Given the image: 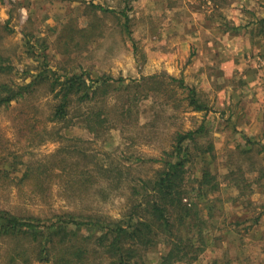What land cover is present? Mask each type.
<instances>
[{
  "label": "rangeland",
  "instance_id": "374dc122",
  "mask_svg": "<svg viewBox=\"0 0 264 264\" xmlns=\"http://www.w3.org/2000/svg\"><path fill=\"white\" fill-rule=\"evenodd\" d=\"M0 56V84L46 79L0 108V210L43 222L68 212L121 219L131 184L163 167L178 133L204 125L200 141L213 152L186 179L185 202L207 223L206 250L192 264H264V0H0ZM80 73L125 82L71 106L69 127L52 122L50 83ZM174 78L206 109L194 110ZM101 112L120 121L92 134L75 117ZM73 163L84 172L127 166L130 179L97 177L74 192L60 172ZM205 170L216 190L200 186ZM166 250L149 249L145 264H160Z\"/></svg>",
  "mask_w": 264,
  "mask_h": 264
},
{
  "label": "trees",
  "instance_id": "16d2710c",
  "mask_svg": "<svg viewBox=\"0 0 264 264\" xmlns=\"http://www.w3.org/2000/svg\"><path fill=\"white\" fill-rule=\"evenodd\" d=\"M93 8L106 14L115 13L102 6L94 5ZM3 65L0 56V71L4 72ZM53 79L50 90L55 93L58 103L51 121L64 127L72 124L73 118L69 116L71 106L90 105L105 98L114 83L125 82L107 76L92 78L87 73ZM45 80L39 77L27 85L18 86L0 84V108L32 93L36 85ZM174 81L188 91L189 105L194 110L206 109L195 88L188 87L183 80L174 78ZM136 86H140V82ZM102 113L75 117L82 119L88 131L97 134L120 121ZM206 133L202 125L197 130L177 134L171 153L161 160L163 167L152 177L140 179L136 185L131 184L127 198L131 204L127 203V211L121 219L68 212L43 222L40 218L17 216L0 210V243L6 246L0 264H94L95 259L107 264H145V252L158 244L167 249L160 264L194 263L206 250L203 234L207 223L194 210L193 203L185 202L190 194L186 179L189 165L199 156L213 152L211 142L203 144L200 141ZM60 172L61 177L67 174L69 188L79 193L93 188L97 177H104L110 182L118 181L114 185H119L125 177L130 179L131 168L100 167V170L94 171L97 176L90 170L84 172L77 163H73L70 168L62 167ZM40 175L42 172L38 174L39 178ZM199 184L208 186L210 190H216L219 185L216 176L209 170L203 172ZM36 186L40 187V183L37 182Z\"/></svg>",
  "mask_w": 264,
  "mask_h": 264
}]
</instances>
